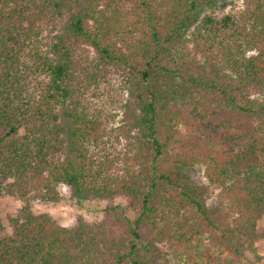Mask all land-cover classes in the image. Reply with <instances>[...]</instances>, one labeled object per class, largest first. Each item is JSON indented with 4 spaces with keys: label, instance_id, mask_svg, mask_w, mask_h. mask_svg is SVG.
<instances>
[{
    "label": "trees",
    "instance_id": "trees-1",
    "mask_svg": "<svg viewBox=\"0 0 264 264\" xmlns=\"http://www.w3.org/2000/svg\"><path fill=\"white\" fill-rule=\"evenodd\" d=\"M73 1L65 19L57 0H0V198L22 202L15 217L0 213V264L257 256L264 0L223 16L212 11L229 0ZM115 84L136 108L123 134L86 100L89 89L110 99L103 87ZM60 107L74 126L73 161L64 159ZM196 165L220 190L214 209L186 172ZM63 187L107 201L103 219L64 227L36 211L60 203Z\"/></svg>",
    "mask_w": 264,
    "mask_h": 264
},
{
    "label": "rangeland",
    "instance_id": "rangeland-1",
    "mask_svg": "<svg viewBox=\"0 0 264 264\" xmlns=\"http://www.w3.org/2000/svg\"><path fill=\"white\" fill-rule=\"evenodd\" d=\"M57 1L63 4L65 19L68 18L72 9L79 7L73 0ZM242 5V0H229L223 2L220 7L216 8L212 12L218 16H223L231 12H238L242 9ZM103 91L107 92V94H112L110 99L104 98L106 96L102 97L101 95H98L96 91L89 89L86 92V100H88V102L93 106H104L105 110H107V112L112 116L110 128H113L115 134H123V127L133 124L136 108L131 105L128 97L125 94H122L118 84L103 87ZM108 91L110 93H108ZM109 100H115V102L116 100H120V102L111 104ZM58 111L60 114V121L66 128V133L64 135L66 140L64 147V159L73 161L75 158L70 153V135L74 126L71 120L64 115V111L61 107ZM122 147L123 146L120 148ZM186 172L194 185L205 186L208 188V206L211 209L220 206V200L218 197L220 190L209 185L205 177V167L203 165H196L187 168ZM62 194L63 199L60 203L55 205H38L35 208L36 211L39 213H49L61 226L64 227L74 225L79 218H83L88 223H96L103 219L104 210L108 205L107 201L93 200L89 198L81 199L77 197L75 191L69 187H63ZM115 204L125 208L128 207V202L123 197H117L115 199ZM21 206L22 202L14 198H0V213L5 221L9 217H15ZM131 215L132 217L134 216L132 213ZM259 232L260 234H264V216L259 223ZM255 247L257 256H255V254L251 251H245L238 264H264V239L258 240Z\"/></svg>",
    "mask_w": 264,
    "mask_h": 264
}]
</instances>
